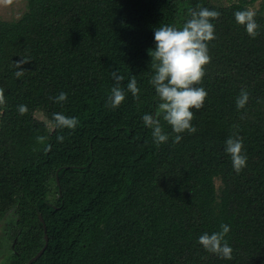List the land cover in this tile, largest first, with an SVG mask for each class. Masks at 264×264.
I'll use <instances>...</instances> for the list:
<instances>
[{"label": "trees", "instance_id": "1", "mask_svg": "<svg viewBox=\"0 0 264 264\" xmlns=\"http://www.w3.org/2000/svg\"><path fill=\"white\" fill-rule=\"evenodd\" d=\"M219 1L27 0L18 20H0V166L16 169L15 181L0 169V223L7 220L10 240L24 236L5 264L35 257L43 226L47 247L32 264H264V13L255 12L258 35L250 38L233 13L257 0ZM198 7L221 14L198 85L208 95L193 110L196 133L174 143L161 119L169 140L156 145L141 121L158 113L149 83L153 30L181 26ZM19 60L27 63L17 78ZM116 76L126 99L111 108ZM133 76L139 99L126 89ZM83 83L88 90L79 89ZM242 90L248 100L237 108ZM61 91L62 104L54 99ZM37 100L46 122L34 117ZM19 105L28 111L20 114ZM56 112L78 126L54 129ZM229 137L242 140L247 156L239 173L224 151ZM221 224L230 226L231 260L197 243Z\"/></svg>", "mask_w": 264, "mask_h": 264}, {"label": "clouds", "instance_id": "2", "mask_svg": "<svg viewBox=\"0 0 264 264\" xmlns=\"http://www.w3.org/2000/svg\"><path fill=\"white\" fill-rule=\"evenodd\" d=\"M220 12L207 7L189 9L187 18L179 27L163 25L153 30L155 47L148 50L153 73L149 80L154 89V99L158 103V113L145 112L141 116L143 125L151 130L153 143L160 145L168 142L169 134L164 131L161 119L171 128L176 135L174 143L182 140V134H194L197 128L192 123L194 111L203 107L208 95L207 90L198 86L204 75L205 66L210 63L208 44L216 39L215 24ZM237 25L244 28L250 38L258 35L259 25L256 13L252 10H241L233 13ZM27 60L15 62V76L24 75L22 67ZM121 76H116V84L110 89L108 104L117 108L126 99L125 89L120 86ZM134 99H139L140 89L133 76L126 85ZM56 103H64L67 93L61 91L55 96ZM248 100V93L241 91L236 101L237 108H243ZM5 90L0 88V106L5 105ZM18 112L24 114L28 111L26 105H19ZM79 121L74 116H67L62 112L52 115L51 126L54 129L74 130ZM47 137L38 136L37 141L43 143ZM63 136H57V141L62 142ZM243 142L239 138L229 137L225 141L224 151L230 156L233 170L239 173L246 167L247 156L243 153ZM230 226L221 224L219 231L204 232L197 243L206 251L216 254L225 260L232 259L233 249L228 244L225 236L229 233Z\"/></svg>", "mask_w": 264, "mask_h": 264}, {"label": "rangeland", "instance_id": "3", "mask_svg": "<svg viewBox=\"0 0 264 264\" xmlns=\"http://www.w3.org/2000/svg\"><path fill=\"white\" fill-rule=\"evenodd\" d=\"M235 0H220L219 3L227 6L229 3L234 2ZM26 4L27 0H0V20L10 22V21H16L18 20L23 13L26 11ZM264 13V0H257L252 7H250V10L256 12L258 10H261ZM98 17L101 19H104L109 22H113L116 20V16L112 12L108 11H99ZM89 83H83L79 85L80 90H88L89 89ZM42 102L40 100L36 101L35 104V111H34V117L35 119H38L42 122H46V119L44 117L43 108H42ZM48 124V123H47ZM49 125V124H48ZM1 171L6 175L7 173L12 178L16 176V169L14 166L2 164L0 166ZM13 178V179H14ZM16 178L14 179V181ZM220 181L218 179H215V187L216 189H219L220 187ZM7 223V220H4L0 223V264H5L6 257L4 255H8L10 248H15V246L18 243H22V238L18 236L19 239L16 240H10L9 239V233L5 229V224ZM27 231V228L25 229L22 227L21 232ZM16 243V244H15ZM15 244V245H14Z\"/></svg>", "mask_w": 264, "mask_h": 264}, {"label": "water", "instance_id": "4", "mask_svg": "<svg viewBox=\"0 0 264 264\" xmlns=\"http://www.w3.org/2000/svg\"><path fill=\"white\" fill-rule=\"evenodd\" d=\"M40 221L42 222V220H41V218H40ZM43 232H44V246H43V248L37 253V255L35 256V257H33L32 259H30L29 261H28V263L27 264H32L35 260H37L43 253H44V251H45V249H46V247H47V236H46V229H45V227L43 226Z\"/></svg>", "mask_w": 264, "mask_h": 264}]
</instances>
